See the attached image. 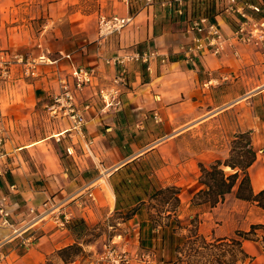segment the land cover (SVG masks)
I'll return each instance as SVG.
<instances>
[{
    "label": "crops",
    "instance_id": "obj_1",
    "mask_svg": "<svg viewBox=\"0 0 264 264\" xmlns=\"http://www.w3.org/2000/svg\"><path fill=\"white\" fill-rule=\"evenodd\" d=\"M163 2L0 0V49L11 59L7 71L0 68V128L9 167L0 176V201L18 226L42 213L47 200L68 204L76 217L67 229L50 218L36 224L25 234L34 233L29 246L11 237L10 227H0V264H87L83 254L65 261L59 251L83 241L75 231L80 223L90 229L112 213H130L117 223L122 226L117 240L129 251L152 252V264H177V247L196 219L199 234L209 242L241 239L245 256L233 264H264V208L237 197L240 179L215 206L193 201L205 187L199 163L227 157L239 132H250L256 151L247 169L252 189H264V50L233 37L236 21L223 11L224 0H186L183 16ZM202 10L228 40L222 53L205 48L189 60L186 48L197 33L188 28V17ZM100 13L133 20L99 38ZM134 51L157 54L148 63L128 64L121 107L105 111L94 89L77 91L80 101L92 103L84 136L57 141L71 121L52 118L45 105L58 92L60 79L85 67L97 70L100 83H109L120 68L107 59ZM42 55L50 60L31 63ZM90 139L92 153H87ZM68 145L74 155L66 154ZM86 186L94 199L83 194ZM168 186L179 189L174 208L152 197ZM239 232L250 235L241 238ZM102 239L80 244L94 258Z\"/></svg>",
    "mask_w": 264,
    "mask_h": 264
},
{
    "label": "built area",
    "instance_id": "obj_2",
    "mask_svg": "<svg viewBox=\"0 0 264 264\" xmlns=\"http://www.w3.org/2000/svg\"><path fill=\"white\" fill-rule=\"evenodd\" d=\"M155 0H146L148 4ZM198 2L207 1L219 2L221 0H197ZM223 11L231 15L235 21L233 37L240 43L251 44L264 50V0L254 2L253 0H224ZM186 0H164L163 4L170 7L173 11L183 16L187 13L185 9ZM192 13H197L195 10ZM199 14H191L188 17V28L197 34L192 39L191 45L186 50L191 53L189 60L195 58L196 52L208 48L213 54L222 53L226 36L220 28L211 21L205 10L198 11ZM133 20L132 15L118 16L106 15L100 13L98 16V33L99 38H106L114 33L120 32L126 25ZM205 33L200 35V33ZM156 52L134 51L124 55H118L107 59V63L118 66L120 71L109 83H100L97 70L95 68H75L69 75L62 77L59 83V90L50 95L45 109L52 118H68L71 121V127L67 134L56 136L57 141L66 137L78 134L84 136V125L86 123L85 112L92 107L89 100L80 101L77 91H82L87 87L95 90V95L103 103V110L109 111L118 109L122 105L121 94L128 86L127 66L132 62L148 63ZM15 57L24 61L22 54ZM69 57V55H67ZM50 59L45 56H39L33 59L31 63L47 62ZM11 63L10 55L7 50L0 49V68L8 70ZM28 70V69H27ZM157 116V115H156ZM92 139L85 143L87 153H92ZM6 135L0 128V176L7 173L9 167L6 161L7 151L5 148ZM66 154L74 155L75 149L72 145L66 146ZM89 199H94L91 186L84 187V193ZM4 200V199H3ZM0 201V227H10L12 229L11 237H20L25 245L29 246L35 239L34 233L25 237L29 231H34V226L40 222L52 219L55 225L60 229H67L72 221L76 218L72 209H68V204L63 202L52 203L50 200L44 202L45 210L42 213L33 215L24 225L18 226L11 218V212L5 207L4 201ZM82 207H87L86 201L80 202ZM31 213L35 210L31 208ZM117 239H122L121 234H115L102 243V249L97 252L96 257L88 264H134L135 261L150 263L152 261V252H132L120 246ZM2 257L0 256V260Z\"/></svg>",
    "mask_w": 264,
    "mask_h": 264
},
{
    "label": "trees",
    "instance_id": "obj_3",
    "mask_svg": "<svg viewBox=\"0 0 264 264\" xmlns=\"http://www.w3.org/2000/svg\"><path fill=\"white\" fill-rule=\"evenodd\" d=\"M236 153V154H235ZM244 153V155L242 154ZM256 158V151L251 145V136L250 132H239L235 134L234 139L232 140L231 146V155L226 159H216L214 162L206 165L204 163H199L201 175L200 180L204 183L205 187L198 191L194 197L193 201L197 204L209 203L212 206H215L221 199L225 197L226 194L230 193L233 187L238 184L237 197L256 202L259 206L264 208V189L259 192H254L251 186V179L248 174V167L254 162ZM226 167H231L232 169L239 168V171L234 173H227L225 171ZM242 172V174L240 173ZM241 177V178H240ZM179 189L176 186H168L166 188L158 189L153 195V198L160 200L161 202H171L173 208L177 206L180 202ZM122 217L129 216L130 213L121 215ZM82 221V220H81ZM80 221V222H81ZM195 222L193 228L191 229V234L185 239V241L177 247L178 257H181L182 251L187 245L200 244L202 248H220L228 244H234L239 249V253L242 254V257L245 256V253L242 249L241 239L230 238L228 240H216L214 242H209L206 238L199 234L197 230L198 220H193ZM99 225L88 229L83 224L75 229L78 239L83 241H78L73 245H69L59 251V254L65 261L75 260L76 257L87 255L85 249L80 243H92L95 242L101 235L93 233L97 230ZM256 227V226H255ZM86 235V237H85ZM91 235H97L95 238H91ZM115 235V234H113ZM238 235L242 238H247L250 233L239 232ZM89 255V254H88ZM242 257H237L236 254L233 255L231 263H236ZM219 264H223L225 261L218 260ZM226 263V262H225Z\"/></svg>",
    "mask_w": 264,
    "mask_h": 264
},
{
    "label": "rangeland",
    "instance_id": "obj_4",
    "mask_svg": "<svg viewBox=\"0 0 264 264\" xmlns=\"http://www.w3.org/2000/svg\"><path fill=\"white\" fill-rule=\"evenodd\" d=\"M209 136H211V128L208 130ZM233 140V139H232ZM232 140L230 143V149L232 146ZM236 154V153H235ZM244 155V153H242ZM231 150L229 155L224 159L230 157ZM121 216L118 213H112L110 216H104L98 222V229L95 230L93 233L100 234L102 236V241L98 243L96 247V251H100L102 249V243L108 239L109 237H113L116 232H118L117 228L120 230L122 226H118V222H120ZM97 235H91V238L97 237ZM98 238V237H97ZM100 238V237H99ZM98 238V239H99ZM96 239V238H95ZM97 241V240H96ZM184 242V241H183ZM239 248L234 244H228L222 246L220 248H202L200 244L197 243L195 245H187L184 247L182 251L181 257H178L177 264H219L217 262L219 259L225 261L223 264H233L231 263L233 259V255L236 254L237 257H242V254L239 253ZM93 253H89V255H85L87 259V264L93 260ZM152 264V262H150Z\"/></svg>",
    "mask_w": 264,
    "mask_h": 264
}]
</instances>
